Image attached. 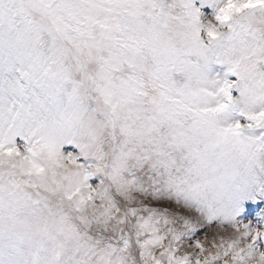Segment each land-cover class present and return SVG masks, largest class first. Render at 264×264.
Returning <instances> with one entry per match:
<instances>
[{
	"label": "snow or ice",
	"instance_id": "6c2138e0",
	"mask_svg": "<svg viewBox=\"0 0 264 264\" xmlns=\"http://www.w3.org/2000/svg\"><path fill=\"white\" fill-rule=\"evenodd\" d=\"M256 262L264 0H0V264Z\"/></svg>",
	"mask_w": 264,
	"mask_h": 264
},
{
	"label": "clouds",
	"instance_id": "9594fccd",
	"mask_svg": "<svg viewBox=\"0 0 264 264\" xmlns=\"http://www.w3.org/2000/svg\"><path fill=\"white\" fill-rule=\"evenodd\" d=\"M256 264H258V262H256Z\"/></svg>",
	"mask_w": 264,
	"mask_h": 264
},
{
	"label": "rangeland",
	"instance_id": "374dc122",
	"mask_svg": "<svg viewBox=\"0 0 264 264\" xmlns=\"http://www.w3.org/2000/svg\"><path fill=\"white\" fill-rule=\"evenodd\" d=\"M216 67H220V66H216Z\"/></svg>",
	"mask_w": 264,
	"mask_h": 264
}]
</instances>
